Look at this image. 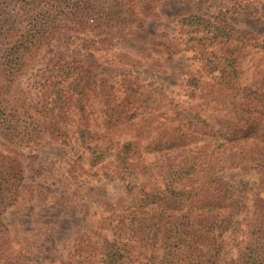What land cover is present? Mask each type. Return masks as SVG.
Instances as JSON below:
<instances>
[{
    "label": "rangeland",
    "instance_id": "1",
    "mask_svg": "<svg viewBox=\"0 0 264 264\" xmlns=\"http://www.w3.org/2000/svg\"><path fill=\"white\" fill-rule=\"evenodd\" d=\"M134 2L127 23L116 9L100 26L97 14L25 43L31 20L9 9L0 151L21 171L0 264H238L256 253L264 0Z\"/></svg>",
    "mask_w": 264,
    "mask_h": 264
},
{
    "label": "trees",
    "instance_id": "2",
    "mask_svg": "<svg viewBox=\"0 0 264 264\" xmlns=\"http://www.w3.org/2000/svg\"><path fill=\"white\" fill-rule=\"evenodd\" d=\"M111 5L106 8L101 0H0V28L10 27L16 24V20L9 17L8 11L12 6H19L20 13H24L30 18L33 35L20 36V42H32L34 40L46 39L47 29H56L59 23H67L76 27H84L90 23L94 15L96 24H102V19L112 10L119 9L125 14L121 23H127L129 15L134 13L136 4L134 0H110ZM108 11V12H107ZM115 14H120L119 12ZM12 35V34H11ZM9 37L12 38V36ZM48 36V35H47ZM8 37V38H9ZM50 37V36H49ZM14 41L10 39L8 44ZM8 52V49L6 50ZM24 52H20V61L24 58ZM10 57V56H3ZM11 59V58H10ZM13 69V67H11ZM15 69V68H14ZM13 71V70H12ZM20 165L17 158L0 151V226L2 225V215L4 211L14 204L19 197L20 186ZM264 221V220H263ZM264 226L260 229V237L256 240V253L251 251L238 264H264Z\"/></svg>",
    "mask_w": 264,
    "mask_h": 264
}]
</instances>
